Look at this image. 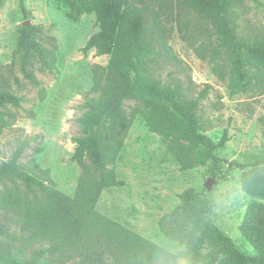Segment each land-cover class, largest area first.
I'll return each instance as SVG.
<instances>
[{
    "label": "trees",
    "instance_id": "trees-1",
    "mask_svg": "<svg viewBox=\"0 0 264 264\" xmlns=\"http://www.w3.org/2000/svg\"><path fill=\"white\" fill-rule=\"evenodd\" d=\"M2 0H0L1 2ZM67 17L79 21L94 14L98 31L84 47L108 56L105 65L93 67V84L77 105L79 135L74 137L71 157L81 169L73 196L59 190L35 157L22 158L32 138L19 139L9 159L0 162V264H176L187 257L190 264H264V175L254 170L264 166V154H254L252 169L242 176L243 189L253 197L241 225L242 235L252 244L250 253L236 244L217 225L208 222L210 200L205 190L193 188L181 195L172 224L162 223L166 237L183 249L172 252L98 210L103 192L120 187L117 162L126 147L134 118L163 135L166 151L182 171L213 161L212 173L222 162L217 151L229 136L216 141L201 131L198 109L208 90L194 99L181 87L164 85L152 72L160 60L176 58L171 39L175 23L185 36L191 16L209 22L216 36L210 62L224 78L219 59L230 62L229 86L233 92L248 89L252 80L264 91V36L253 38L252 48L240 38L230 11L237 0H57ZM264 6V0H253ZM20 8L29 17L25 0ZM16 54L24 77L45 90L33 70L37 59L44 71L57 73L55 44L43 43L39 25L18 26ZM204 58V56L202 55ZM22 96L0 87V126L10 127L8 105L20 107ZM136 106L131 112L126 102ZM42 147H37L40 153ZM205 246L214 249L203 257ZM225 252V257H219Z\"/></svg>",
    "mask_w": 264,
    "mask_h": 264
},
{
    "label": "rangeland",
    "instance_id": "rangeland-1",
    "mask_svg": "<svg viewBox=\"0 0 264 264\" xmlns=\"http://www.w3.org/2000/svg\"><path fill=\"white\" fill-rule=\"evenodd\" d=\"M25 5L30 14L27 19L20 0L0 2V87L23 97L20 107L10 104L6 108L5 117L11 126H0V162L11 157L19 139L31 137V146L22 161L35 157L42 167L50 169L57 188L73 196L81 176L80 166L71 160L76 146L73 138L80 130L76 106L91 90L93 67L107 64L108 56L98 55L95 49L83 50L99 29L94 14L75 22L67 17L66 9L57 0H25ZM229 17L248 49L252 48L256 35L264 36V6L253 0H237ZM27 23L39 25L43 43L48 47L55 44L57 50V73L42 70L37 59L33 62L34 73L45 90L43 98L39 87L24 77L16 54L18 26ZM174 27L171 45L176 58L160 60L152 72L164 85L181 87L191 99L208 90L198 109L201 131L216 141L227 131L229 140L217 151L222 162L215 168V174L212 160L182 171L167 153L163 135L136 116L117 162L118 177L124 183L103 192L98 210L152 242L178 252L183 247L166 237L162 223L170 226L172 215L181 212L180 195L185 190H205L211 203L208 222L253 253L252 244L241 232L253 200L243 189L242 176L252 168L242 165L248 164L252 155L264 154V91L252 80L248 89L233 92L226 55L218 61L226 76L221 78L214 71L215 64L210 60L216 36L209 22L191 16L185 36L177 23ZM135 106L133 101L126 102L129 112ZM37 147H42L40 153L36 152ZM254 173L264 175V166ZM210 178L215 183L207 191L205 185ZM213 250L205 246L204 259ZM225 256V252H220V258Z\"/></svg>",
    "mask_w": 264,
    "mask_h": 264
},
{
    "label": "clouds",
    "instance_id": "clouds-1",
    "mask_svg": "<svg viewBox=\"0 0 264 264\" xmlns=\"http://www.w3.org/2000/svg\"><path fill=\"white\" fill-rule=\"evenodd\" d=\"M176 264H190V262L188 258L185 256V257H178Z\"/></svg>",
    "mask_w": 264,
    "mask_h": 264
},
{
    "label": "water",
    "instance_id": "water-1",
    "mask_svg": "<svg viewBox=\"0 0 264 264\" xmlns=\"http://www.w3.org/2000/svg\"><path fill=\"white\" fill-rule=\"evenodd\" d=\"M214 183H215V179H212V178L208 179L207 182H206V185H205L206 190L210 191L212 189V186H213Z\"/></svg>",
    "mask_w": 264,
    "mask_h": 264
}]
</instances>
